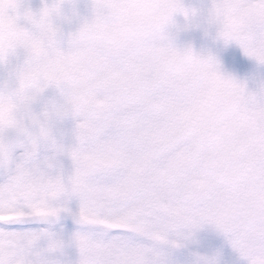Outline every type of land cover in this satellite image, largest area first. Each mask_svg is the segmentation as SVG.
Returning a JSON list of instances; mask_svg holds the SVG:
<instances>
[{
	"label": "clouds",
	"instance_id": "1",
	"mask_svg": "<svg viewBox=\"0 0 264 264\" xmlns=\"http://www.w3.org/2000/svg\"><path fill=\"white\" fill-rule=\"evenodd\" d=\"M72 2L53 0L48 14L44 8L37 16L21 10L19 0H0V70L7 72L0 79V129L28 145L5 171L0 199L15 194L48 206L76 200L78 211L113 218L110 209L129 202L113 201L108 189L132 181V203L144 204L150 235L98 226L81 227L67 241L48 233L18 245L16 264H178L176 254L205 227L246 264H264V85L249 91L222 70L213 47L180 42L182 33L200 29L213 45H236L264 65V0H208L203 8L185 0H90V16L61 46L56 21ZM19 51L24 62L9 67ZM65 72L73 78L56 83ZM213 85V101L202 106ZM53 87L62 103L36 114L33 104ZM177 110L196 112L205 134L160 151L158 140ZM65 118L74 123L68 146L51 137L52 122ZM111 151L123 155L120 168L98 170L95 158ZM189 152L192 162L173 166ZM185 264H220V253L191 251Z\"/></svg>",
	"mask_w": 264,
	"mask_h": 264
},
{
	"label": "snow or ice",
	"instance_id": "2",
	"mask_svg": "<svg viewBox=\"0 0 264 264\" xmlns=\"http://www.w3.org/2000/svg\"><path fill=\"white\" fill-rule=\"evenodd\" d=\"M8 2L19 6L18 0ZM48 14L47 8L43 10ZM34 49L37 45L33 42ZM71 59V58H70ZM73 74L65 72L55 79L56 83L62 80H71ZM214 87L209 88L208 93L201 98V105L207 106L213 101ZM26 127V124L24 125ZM205 127L194 111L177 110L174 122L168 127L165 133L158 140V150L168 151L174 149L181 142H192L205 134ZM12 129H0V171L10 170L13 163L25 153L28 145L25 142L15 145L9 144L6 140ZM15 133V132H14ZM35 147V144L31 145ZM195 147V145H194ZM20 154H16V150ZM192 153H183L173 162L176 168L183 167L192 162ZM95 165L98 170H117L123 162V155L118 151H111L108 154L95 158ZM146 162L137 167L136 172L144 171ZM109 197L113 201H126L129 206L125 208L110 209L113 218H108L98 212L89 213L83 207L75 213H71L64 206H48L45 203L32 202L22 196L10 194L7 199H0V264H16L15 257L19 252L18 245L30 242L31 238L48 234V231L32 230L34 225L48 224L58 220L62 215H71L80 227L98 226L110 232H122L134 234L135 236L150 235L145 231L148 221L145 206L143 203H132L137 194V188L132 181L117 183L108 189ZM152 238L163 241L164 237L158 233L151 234Z\"/></svg>",
	"mask_w": 264,
	"mask_h": 264
},
{
	"label": "bare ground",
	"instance_id": "3",
	"mask_svg": "<svg viewBox=\"0 0 264 264\" xmlns=\"http://www.w3.org/2000/svg\"><path fill=\"white\" fill-rule=\"evenodd\" d=\"M53 0H19L21 10L28 9L35 15H39L41 11L46 6H51ZM208 0H185V4H191L196 7H206ZM90 16V13L84 15L81 14L79 8L73 7V11H69L67 4L62 5V16L56 21V24L60 26V22L69 24L70 27L65 30V35L59 32L58 42L61 46H66L65 39L69 34L76 30L79 24L86 18ZM71 18L70 22L66 21L65 18ZM63 19V20H62ZM181 23H183L182 18L178 17ZM21 26L30 27L25 24L23 20L20 21ZM64 25V24H63ZM180 42H192L196 50H200L202 47H213L218 52L220 62L222 64V70L231 76H233L237 81L247 84L249 91H256L261 85H264V65H257L254 61L247 58L241 49L236 45H229L227 48H223L220 44H212L211 40H205L200 29H190L188 32L182 33L180 36ZM25 59L24 53L22 51L17 52L14 57L10 58L11 66L20 65L21 61ZM7 76L5 70H0V79H4ZM54 94L49 88L45 91L33 104L32 108L36 114L42 113L46 108H49L53 104L62 103V95L53 101H48V94ZM64 127L66 134L60 139L57 145L68 146L73 140V129L74 123L71 119H62L60 127ZM16 154H20V150H16ZM63 167L65 171L70 169V163L65 160L63 161ZM7 179L6 175L0 176V183H3ZM71 213L78 211L79 203L76 200H70L66 205ZM80 226H75L68 222H62L57 225H44V226H33L32 230L40 231L45 230L51 233L53 236L61 238L67 241L76 231L80 230ZM196 243L191 245L189 249L185 250L183 254H176L175 259L178 264H185L189 256V252L195 251L205 255H213L215 253H220V264H246V261L238 257L236 253L232 251L228 245L226 239L216 233L213 229L205 227L200 232L196 234ZM44 243V242H42ZM69 255H72V250L68 249ZM74 258V257H73Z\"/></svg>",
	"mask_w": 264,
	"mask_h": 264
},
{
	"label": "water",
	"instance_id": "4",
	"mask_svg": "<svg viewBox=\"0 0 264 264\" xmlns=\"http://www.w3.org/2000/svg\"><path fill=\"white\" fill-rule=\"evenodd\" d=\"M73 1H76L78 2L80 5H88L90 3V0H73ZM51 132H55V135L54 137L52 138L53 141L55 143H57L59 140H60V134L63 136L65 134V131L64 129H62V127H60V119L58 120H55L52 122L51 124ZM26 138L23 137V136H18L16 133L12 132V133H9V135L7 136L6 140L9 144H12V145H15L17 143H21V142H24ZM1 175H6L5 172L3 171H0V176ZM63 221H66L70 224H73L75 226H79L75 223L73 217L71 215H68V214H64L62 215L58 220H54L53 222L51 223H48V224H38V226H41V225H56L60 222H63ZM184 253V251L180 252V254Z\"/></svg>",
	"mask_w": 264,
	"mask_h": 264
},
{
	"label": "rangeland",
	"instance_id": "5",
	"mask_svg": "<svg viewBox=\"0 0 264 264\" xmlns=\"http://www.w3.org/2000/svg\"><path fill=\"white\" fill-rule=\"evenodd\" d=\"M66 4H67V7H68L69 11H73V7L76 6L77 8H79V11L81 12L82 15H84L86 13H90V8H91L90 5L81 6V5H79L78 3H75V2L66 3ZM59 27H60V33L62 34V36H64L65 35V30H67V28H69L70 25L69 24H65L63 22H60V26ZM67 39H68V37L65 39L66 42H67ZM23 62H24V60H22L20 64H22ZM51 90H52V92L54 94H51V93L48 94V96H49L48 99H47L48 101L55 100L56 98L60 97V94H61L59 89H56V88L53 87V88H51Z\"/></svg>",
	"mask_w": 264,
	"mask_h": 264
}]
</instances>
